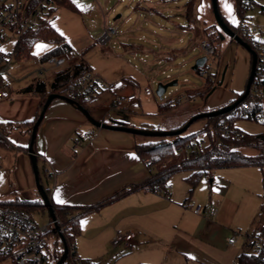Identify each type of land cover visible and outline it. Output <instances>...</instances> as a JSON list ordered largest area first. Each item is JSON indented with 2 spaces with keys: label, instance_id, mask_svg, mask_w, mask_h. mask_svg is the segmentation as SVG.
I'll list each match as a JSON object with an SVG mask.
<instances>
[{
  "label": "rangeland",
  "instance_id": "1",
  "mask_svg": "<svg viewBox=\"0 0 264 264\" xmlns=\"http://www.w3.org/2000/svg\"><path fill=\"white\" fill-rule=\"evenodd\" d=\"M72 1L81 9L80 12L67 7L58 8L51 18L52 26L69 45L70 51L68 52L70 54L67 55L87 61L95 75L117 88L125 78H129L133 82L132 86L140 97V103L134 105L129 111L116 110L128 117H135L136 122L133 124L136 125V128L145 127V129L159 130L160 127V130H164L162 128H165L169 123L167 120H173L174 116L158 115L160 113L159 104L166 100L165 98L159 99L156 95L158 84L168 82L163 70L179 81L177 86L169 87L168 91L175 94L181 93L187 98L180 106L201 107L194 115L205 113L203 110L210 112L211 109L216 108L217 110V108L227 105L246 88L251 71V54L230 37L221 38L218 28L204 30L203 36L201 29L195 31L188 28L189 24L183 14L190 0ZM218 4L221 14L231 16L230 24L236 26L240 21L235 9L238 0H218ZM229 6L231 11L228 10ZM150 8L158 10L160 14L145 11ZM118 15L121 17L116 19ZM248 16L247 22L251 29L257 28L254 37L264 41V9L263 11L259 8L250 10ZM181 19L183 23H179ZM180 24L183 27H180ZM110 29H115L118 33L113 36L110 42L104 43L102 37ZM204 41L212 43L216 50L215 55L209 59L212 71L206 77L200 76L197 71L192 69L198 56L203 53L202 43ZM131 43L138 49L133 51L130 48ZM16 44L17 37L12 35L1 44L0 48L5 54H12ZM54 48L55 45L52 43L38 41L33 46L30 58H15L7 73L3 75V89H6L8 85L16 87L35 79L51 84L54 74L66 67L50 65V53ZM177 50L180 52L173 60L165 59L164 53ZM219 58H221L220 61ZM160 60L163 61V65L158 64ZM5 66L6 62L0 63V70ZM225 68H227L225 79L220 85ZM185 79L188 82H185ZM146 87H151L155 92V96L150 100L143 95ZM212 87L211 95H197L194 99H189L191 93H199ZM138 120L140 121L137 122ZM234 121L236 126L246 133H264V125L261 123L244 119ZM92 127L95 128L93 125ZM183 135H194L201 149L205 150L216 140L217 130L213 121L203 118L195 121ZM139 137L151 142L172 141L175 138V136ZM240 151L249 156H257L259 153L248 147H242ZM187 153V150L182 151L179 148L173 165L178 164ZM159 166H162L161 163L156 165V173L160 171ZM190 173L189 170L172 173L169 178V191L171 193L172 190H175L179 194L180 188H183L184 185L187 190V198L190 197L189 200L193 202L191 204L202 205L201 200L204 197L209 199V191L207 190L206 195L201 190L203 188L198 186L193 193L189 192L190 185L187 184L186 178L190 176ZM211 179L214 180L212 183L209 182ZM210 180H204L207 183L205 187L210 188V184H212V191H215L225 180L232 184L230 190L224 192L225 203L221 219V224L227 231L220 232L214 240L208 241V246H204L206 250L204 254L193 257L187 253L188 256H192V259L183 255L182 262H176V264H234L236 257L243 251L251 253V249L245 246L247 235L255 234L259 224L264 222L262 214L264 165L215 169ZM213 206L219 209L218 205ZM29 213L32 220L40 227H44L50 222V215L45 209L29 211ZM46 236L48 239L47 249L55 258L58 249L62 246L58 240L59 236L52 229ZM230 237L237 239L236 245L229 244ZM129 248L126 245L114 247L111 244L98 250L81 247L78 256L91 259L97 264H132L133 256L128 251ZM3 264L14 263L5 261Z\"/></svg>",
  "mask_w": 264,
  "mask_h": 264
},
{
  "label": "crops",
  "instance_id": "2",
  "mask_svg": "<svg viewBox=\"0 0 264 264\" xmlns=\"http://www.w3.org/2000/svg\"><path fill=\"white\" fill-rule=\"evenodd\" d=\"M237 7L235 9L239 15ZM145 11L160 14L153 8ZM222 15L230 23L231 16L224 13ZM183 16L188 22L186 7ZM179 23H183L182 19ZM215 23L212 1L197 0L188 28L195 31L201 29L203 36L204 30ZM180 27L183 26L180 24ZM130 45L133 51L138 49L134 44ZM179 52H166L165 59L173 60ZM67 54L70 53L61 55ZM102 80L108 83L105 79ZM3 82L4 77L0 81V92L5 96L0 101V201L10 202L19 208L23 204L41 201L30 154L32 132L26 123L34 121L40 112L42 96L24 92L33 81L16 87L8 85L6 89L2 87ZM49 85L52 86L50 83ZM109 85V89L87 102L88 110L97 120L136 127L133 124L136 122L135 117L117 112L119 109L113 105L116 96L136 93L133 82L125 78L118 88ZM191 96L189 99H194L196 92L191 93ZM140 101L139 97V100L129 106L128 111ZM180 105L163 113L159 110L158 115L174 116L173 120H167L169 123L162 129L181 127L201 109ZM222 107L224 106L220 108ZM212 110L216 108L209 111ZM88 132L92 133L91 139L77 145V139ZM139 136L125 131L93 128L81 111L61 99L53 100L48 107L37 131L33 149L42 184L50 189L51 200L58 206L71 207L74 210L73 216H80L81 230L75 240L77 254L81 247L98 250L108 244L112 245L117 229L136 235L131 244H124L130 247L128 251L133 256L132 264H176L182 262L183 255L192 259V256L204 254V246H208V241L214 240L220 232L227 231L222 226L221 219L225 203L224 192L230 190L231 182L225 180L215 191L211 189L212 184L210 188L205 187L207 183L204 180L210 178L202 179L198 185L206 195L207 190L209 191V199L204 197L201 204L218 205L216 216L196 214L194 207L197 205H192L190 197L187 198L184 185L179 194L175 190L160 194L146 189H132L149 181L156 174V165L147 167L146 161L150 158L145 157L141 148L151 141ZM213 181L211 179L209 182ZM168 185L170 189V184ZM121 192L128 193L107 202ZM89 208L91 210L84 213ZM236 243L229 242L230 245Z\"/></svg>",
  "mask_w": 264,
  "mask_h": 264
},
{
  "label": "built area",
  "instance_id": "3",
  "mask_svg": "<svg viewBox=\"0 0 264 264\" xmlns=\"http://www.w3.org/2000/svg\"><path fill=\"white\" fill-rule=\"evenodd\" d=\"M61 3L62 0H0V47L12 35L17 37V46L24 34L28 31L36 30L43 20L48 18L49 14L57 9ZM237 6L240 21L234 26L233 31L255 53L256 64L255 74L248 95L227 116L233 120H252L264 125V41L254 37L257 28L251 29L247 22L249 19L248 12L250 10L259 8L263 11L264 0H239ZM117 33L115 29L107 30L102 37V41L104 43L110 42ZM202 50L203 53L200 56L206 55L207 60L204 66L199 67L196 71L200 76L206 77L212 71L209 59L215 55L216 50L212 43H206L205 41L202 43ZM15 58H18L16 47L12 54H5L0 48V63L6 62V66L0 70V81L3 75L7 73L8 68ZM218 60L220 61L221 58ZM79 61L77 57L72 55H59L49 58L50 65L55 67H62L66 64L73 65ZM162 63V60L158 62L159 65H163ZM163 73L166 74L168 82L175 80V77L170 73H166L165 70H163ZM184 81L188 82L187 79ZM109 88L110 85L108 83H105L92 71H88L78 80L73 88L67 91L66 96L77 102L80 100L88 102L97 94ZM168 89L163 95V99H166L165 101L174 100L180 105L187 99L181 93L175 94L168 91ZM243 93L244 91L240 95ZM143 95L150 100L155 96V92L151 87H146ZM4 98V94L0 92V101ZM137 100H139V96L136 93L118 95L115 97L113 105L117 109L124 111L128 110L129 106ZM226 127L227 123H224L222 128L225 129ZM91 137V132L85 133L77 139L76 144L81 145L83 142H88ZM195 146L196 142H193L180 149L182 151H188ZM146 165L147 167H153L154 162L148 159ZM157 193L164 194L161 189ZM194 212L201 216H216L218 210L212 205H197L194 207ZM58 223L64 234L66 229L62 226V222L59 219ZM53 226L54 223L50 220L48 225L40 227L32 220L29 212L7 202L0 201V255L7 258L5 261H12L14 264H53L55 258L47 249L48 239L46 236ZM263 228L264 222H261L255 234L247 235L246 246L251 249V253L253 254H264ZM135 237L136 235L133 232L117 229L112 240V245L117 247L124 244H131L135 240ZM236 241L237 239L235 237L229 240L231 244H235ZM75 252L76 248L74 245L71 249V254Z\"/></svg>",
  "mask_w": 264,
  "mask_h": 264
},
{
  "label": "trees",
  "instance_id": "4",
  "mask_svg": "<svg viewBox=\"0 0 264 264\" xmlns=\"http://www.w3.org/2000/svg\"><path fill=\"white\" fill-rule=\"evenodd\" d=\"M196 1L197 0H190L186 5V18L188 22L192 21ZM62 7H67L80 12V9L72 0H62V3L58 8ZM58 8L52 11L49 14L48 18L44 19L36 30H31L24 34L22 40L16 46L18 58H30L32 56L33 46L38 41H47L55 45L54 50L50 53V57L59 56L70 51L69 45L64 41L61 34L51 24V18L56 13ZM222 17L227 25L234 29V26L231 25L223 15ZM216 28L219 29L217 24H214L213 26L208 27L205 30L209 31ZM88 71H92L91 66L87 61L81 59L78 63L65 67L54 74L53 82L51 83L55 85L53 89L51 85H49V83L39 79H35L28 87L24 89V92L26 93H35L42 96V105L40 112L38 113L34 121L26 123L30 128V132H32L34 125L39 119L40 113L44 108L49 94L57 93L66 96L67 91L73 88L78 80ZM212 90L213 87L196 94L200 96H206L210 94ZM78 103L88 109L86 101L80 100L78 101ZM231 103H233V101ZM178 105L179 104L174 100L162 102L159 104V110L162 113L167 112L174 109ZM209 119L214 122L215 128L217 130V138L205 150L201 149V146L194 135L183 134L175 136L174 140L172 141L162 140L157 142H150L141 146V148L143 149L142 152L144 153L145 157L152 158L155 165L161 163L162 166H159L160 171L156 173L149 181L132 189H146L152 192H157L159 189H161L164 194H168V184L171 174L179 170H189L191 173L186 181L191 187L190 192L193 193L202 179L211 178L212 173L215 169L264 165V133L249 134L242 131L239 127L236 126L233 119L228 118L227 114L217 117H211ZM224 123H227V127L225 129L222 128ZM185 124L186 123H184L182 126H184ZM193 142H196V146L189 149L187 151L188 153L185 154V156L178 164L173 165V161L177 157L179 148L185 147L186 145L192 144ZM242 147L253 148L259 153L257 156H249L243 154L240 151V148ZM46 191L50 197V189L46 188ZM128 192H121L107 202L117 200ZM7 203L13 205L10 202ZM51 203L55 209L57 218L62 222V226L66 229L64 237L69 248V257L64 264H97L90 259L80 258L77 252L71 254V249L75 245V240L80 234L81 230L79 222L80 216H73L74 210L71 207L58 206L52 200ZM41 207L45 208L42 201L23 204V206L19 207V209L29 212L37 210ZM90 210L91 208L86 209L84 213ZM262 214L264 215V206L262 208ZM58 240L59 243H61L63 246L60 237L58 238ZM62 246L60 247V249H58L53 264H56L57 261L61 258L63 254ZM6 259L7 258L5 256L0 255V263L4 262ZM235 264H264V254H249L243 251L236 258Z\"/></svg>",
  "mask_w": 264,
  "mask_h": 264
},
{
  "label": "water",
  "instance_id": "5",
  "mask_svg": "<svg viewBox=\"0 0 264 264\" xmlns=\"http://www.w3.org/2000/svg\"><path fill=\"white\" fill-rule=\"evenodd\" d=\"M211 1H212L213 13H214V17L216 20V24L220 29V37L221 38H224L225 36L230 37L232 40L236 41L237 43H239L240 45L245 47L249 51L251 56L253 57L252 65H251V71H250V75L248 77V82L246 84V88L244 89V93L242 95H240L239 98L233 100V103H230V104H228L222 108H219L217 110H214V111L205 112V113L195 115L192 118H190L184 126H182L180 128L173 129V130H152V129H145V128L129 127V126H126V125L120 124V123L109 124L105 121L97 120L91 114V112L88 109H86L83 105H81L80 103H78L74 99H71L65 95H60L57 93H51L47 97L44 108H43L42 112L40 113V117L32 129L30 154H31V158H32L33 169H34V173H35V179L37 182V189H38V192L41 196V201L43 202L45 209L48 211L51 221L54 223L52 231L60 237V240L63 243V254H62L61 258L57 261L56 264H64L67 261V259L69 257V248H68L67 243L65 241L64 234L61 231V227L58 223V218H57V215L55 213V209L51 203V199H50L49 195L47 194L46 188L42 184V177L40 175V170H39V166H38V162H37V156H36L34 149H33L34 143L36 140V136H37V131H38L39 126L41 125V123L45 117V113H46L48 107L53 102V100L61 99V100L68 102L71 105H74L79 111H81L85 115V117L87 118L89 123L91 125H93L94 127L125 131V132H129V133H132L135 135L146 136V137H174V136H179V135H182L183 133H185L190 128V126L195 121H197L199 119L217 117L220 115H225V114L230 113L246 98V96L249 93L250 85L252 83V80H253V77L255 74L256 55L251 50L250 46L245 41H243L238 35H236V33L233 31V29L230 26H228L227 23L224 21L222 14L219 10L218 0H211ZM120 16L121 15H118V17L116 19L120 18ZM206 60H207L206 55L198 57L196 59L195 64H194L192 69L196 71L199 67L204 66ZM226 72H227V68H225V70L222 74V79H221L220 85H222L224 82ZM177 85H178L177 79L170 81V82H167V83H159L157 90H156V95L159 97V99H163V95L165 94L167 89L169 87H173V86H177ZM54 86L55 85L52 84V86H51L52 89L54 88ZM212 92H210L209 95H211Z\"/></svg>",
  "mask_w": 264,
  "mask_h": 264
},
{
  "label": "snow or ice",
  "instance_id": "6",
  "mask_svg": "<svg viewBox=\"0 0 264 264\" xmlns=\"http://www.w3.org/2000/svg\"><path fill=\"white\" fill-rule=\"evenodd\" d=\"M228 10L231 11L230 6L228 7ZM58 202L63 203V201L58 200Z\"/></svg>",
  "mask_w": 264,
  "mask_h": 264
}]
</instances>
